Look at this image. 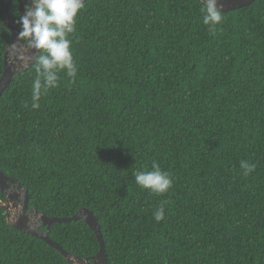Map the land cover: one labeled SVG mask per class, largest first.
Masks as SVG:
<instances>
[{
	"label": "trees",
	"instance_id": "1",
	"mask_svg": "<svg viewBox=\"0 0 264 264\" xmlns=\"http://www.w3.org/2000/svg\"><path fill=\"white\" fill-rule=\"evenodd\" d=\"M24 1L10 10L18 33ZM202 7L88 0L68 37L76 77L58 72L33 101L34 63L0 99V171L48 218L91 211L109 264H264V0L221 13L215 34ZM153 162L172 180L161 195L135 182ZM49 238L79 259L100 251L82 222L55 223ZM0 264L71 263L0 206Z\"/></svg>",
	"mask_w": 264,
	"mask_h": 264
},
{
	"label": "clouds",
	"instance_id": "2",
	"mask_svg": "<svg viewBox=\"0 0 264 264\" xmlns=\"http://www.w3.org/2000/svg\"><path fill=\"white\" fill-rule=\"evenodd\" d=\"M219 0H202L201 11L203 22L209 25V30L215 34V26L223 17L218 7ZM84 7V0H29L25 5V13L19 16L20 25L18 40L27 43L28 48L38 53L36 78L32 85V99L38 101L42 91L55 88L58 84V72L67 71V75L75 78L77 69L71 52V40L68 38L75 31L78 13ZM25 41V42H23ZM8 49V47H7ZM38 108V103H33ZM241 167L245 174L252 172L255 165L242 161ZM135 182L144 189L157 195L169 191L172 180L169 173L162 171L159 164L153 162L151 171H140L135 175ZM157 222L164 218V209L160 207L155 213Z\"/></svg>",
	"mask_w": 264,
	"mask_h": 264
},
{
	"label": "water",
	"instance_id": "3",
	"mask_svg": "<svg viewBox=\"0 0 264 264\" xmlns=\"http://www.w3.org/2000/svg\"><path fill=\"white\" fill-rule=\"evenodd\" d=\"M14 0H9L5 7V28L10 32L11 38L5 54L4 71L0 79V99L3 93L8 89L14 78L28 69H30L36 60L38 53L30 49L21 40H18V31L10 18V10ZM88 0H84L86 3ZM202 2V0H200ZM256 0H219L218 7L221 13L234 12L236 10L249 7ZM29 0L24 1L19 6L20 16L25 13V5ZM0 189L5 197V202L0 201V206L5 211L7 223L13 229L31 235L37 239L43 240L51 248L61 253L64 259L71 264H109L106 256V248L100 226L94 214L82 209L72 218H48L43 213L29 209L30 197L26 189L20 186L18 182L10 179L0 171ZM85 223L95 234L99 244L100 251L92 259H79L76 256L65 251L59 244L49 238V227L55 223ZM42 228H47L46 232H41Z\"/></svg>",
	"mask_w": 264,
	"mask_h": 264
},
{
	"label": "flooded vegetation",
	"instance_id": "4",
	"mask_svg": "<svg viewBox=\"0 0 264 264\" xmlns=\"http://www.w3.org/2000/svg\"><path fill=\"white\" fill-rule=\"evenodd\" d=\"M24 44V43H23ZM25 44H26V42H25Z\"/></svg>",
	"mask_w": 264,
	"mask_h": 264
}]
</instances>
